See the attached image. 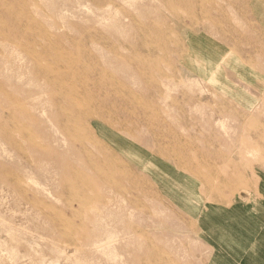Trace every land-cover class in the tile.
<instances>
[{"label":"rangeland","instance_id":"374dc122","mask_svg":"<svg viewBox=\"0 0 264 264\" xmlns=\"http://www.w3.org/2000/svg\"><path fill=\"white\" fill-rule=\"evenodd\" d=\"M260 187L264 0H0V264H208Z\"/></svg>","mask_w":264,"mask_h":264},{"label":"crops","instance_id":"0c3cea01","mask_svg":"<svg viewBox=\"0 0 264 264\" xmlns=\"http://www.w3.org/2000/svg\"><path fill=\"white\" fill-rule=\"evenodd\" d=\"M262 191L264 193V187H260L258 193ZM218 197L215 203L211 202L210 215L203 225L196 219L210 242L212 253L208 264L252 262V256L247 257V252L242 254L243 247L255 248L258 256L254 263L264 264V201L253 198L251 194L243 198L240 196L242 200L236 201ZM212 245H216L217 249ZM221 246L227 247V252Z\"/></svg>","mask_w":264,"mask_h":264}]
</instances>
